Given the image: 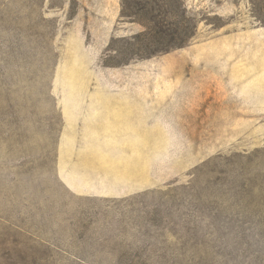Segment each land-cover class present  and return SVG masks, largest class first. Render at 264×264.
Wrapping results in <instances>:
<instances>
[{"label":"rangeland","instance_id":"1","mask_svg":"<svg viewBox=\"0 0 264 264\" xmlns=\"http://www.w3.org/2000/svg\"><path fill=\"white\" fill-rule=\"evenodd\" d=\"M180 1L113 66L122 0H0V264H264V0Z\"/></svg>","mask_w":264,"mask_h":264},{"label":"trees","instance_id":"2","mask_svg":"<svg viewBox=\"0 0 264 264\" xmlns=\"http://www.w3.org/2000/svg\"><path fill=\"white\" fill-rule=\"evenodd\" d=\"M121 6L123 21L139 22L145 31L123 41L125 45L113 66L181 49L195 36L196 24L187 17L180 0H122Z\"/></svg>","mask_w":264,"mask_h":264}]
</instances>
